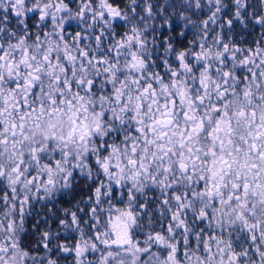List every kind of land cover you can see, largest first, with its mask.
I'll use <instances>...</instances> for the list:
<instances>
[{
  "label": "snow or ice",
  "instance_id": "obj_1",
  "mask_svg": "<svg viewBox=\"0 0 264 264\" xmlns=\"http://www.w3.org/2000/svg\"><path fill=\"white\" fill-rule=\"evenodd\" d=\"M0 264H264V0H0Z\"/></svg>",
  "mask_w": 264,
  "mask_h": 264
}]
</instances>
